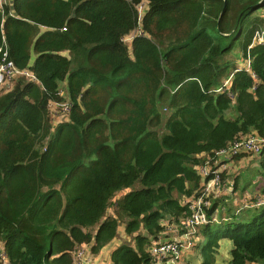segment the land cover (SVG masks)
<instances>
[{
    "label": "trees",
    "instance_id": "16d2710c",
    "mask_svg": "<svg viewBox=\"0 0 264 264\" xmlns=\"http://www.w3.org/2000/svg\"><path fill=\"white\" fill-rule=\"evenodd\" d=\"M263 11L264 0L5 2L0 61L35 77L0 93V264H73L122 224L135 246L110 264H155L150 246L202 192L199 166L264 137ZM51 103L69 107L57 122ZM202 227L201 264L224 237L231 264H264V204Z\"/></svg>",
    "mask_w": 264,
    "mask_h": 264
},
{
    "label": "built area",
    "instance_id": "2783aa9c",
    "mask_svg": "<svg viewBox=\"0 0 264 264\" xmlns=\"http://www.w3.org/2000/svg\"><path fill=\"white\" fill-rule=\"evenodd\" d=\"M254 44L264 43V30L257 32ZM246 68L250 70V60ZM16 75H26L34 78V74L28 70H18L12 62H6L5 58L0 61V89L2 84L12 81ZM56 106L64 112H68V104L51 103V107ZM264 153V137L257 133H250L241 136L232 141L226 148L216 152L213 163L209 159L206 164L199 166L198 173L202 179V192L199 196L187 199L191 213L181 224L168 226L167 231L180 230L181 233L177 239L164 240L156 243L150 250L155 260V264H180L184 252L191 250L196 245V239L200 228L210 222H217L218 216L216 210L208 214L207 208L212 205V198H215L223 187V175L228 170L227 163L239 155H260ZM219 161L221 163H219ZM264 204V197L255 196L248 198L244 207H257ZM4 263L8 261L3 257ZM73 264H96L94 260L87 257L82 250L74 252ZM246 264H261L258 262H247Z\"/></svg>",
    "mask_w": 264,
    "mask_h": 264
},
{
    "label": "crops",
    "instance_id": "0c3cea01",
    "mask_svg": "<svg viewBox=\"0 0 264 264\" xmlns=\"http://www.w3.org/2000/svg\"><path fill=\"white\" fill-rule=\"evenodd\" d=\"M0 5H1V3H0ZM33 61H34V58L32 59V62ZM242 61H244V60L239 59V62H242ZM252 156L254 157V155H252ZM245 157H246V155H241L240 157H238L239 159H237V158L235 159L234 158L233 160L228 162L227 163L228 169L231 168V165L235 162V160L239 161L240 167H242V166L246 167L248 164H247V162H245L246 161ZM255 157H256V159H260V161L257 162V163H253L252 166L254 165L255 168H258V171H260L264 175V167H263V163H262V160H263V157H264V153L260 154V155H256ZM219 163H221V162L219 161ZM236 178H237V176L235 178H233V181L232 180H228V181L226 180L223 183V187L220 190V192L217 194V196L215 198H212V205H214L215 201L217 202V204L214 207V211L216 210L217 216L219 218L218 221L215 222V223H221V222L230 221V220H232V218L234 216H239L243 209L253 210L255 207H244V203L246 202V200L248 198H253L255 196L264 197V193H263L264 183H263L262 186H259V185H257L259 181L256 182L255 186L253 188L254 191L250 194V192L246 191V190H248V188H247L248 185L245 188L241 189L242 185L240 183V185L238 186V181H237ZM263 179H264V176H263ZM239 187H240V189L242 191L246 192L243 195L242 198H239V195H238V192L240 191V190L238 191ZM249 189H250V187H249ZM130 190L131 189L123 190L122 192H120L118 194V197L122 196L123 194L127 193ZM187 199L188 198H186L185 201H187ZM229 209H230V211H229ZM162 223H166V222H162ZM202 228H200L201 230L199 231V235H198V237L196 239V242L197 243L198 242H202L203 244H206L207 237L202 232ZM166 231L163 234L166 238L162 237L161 240L158 241V242H161V241H164V240L177 239L179 237L180 233H181L180 230H173V231H167V232ZM117 237H118L119 241H117V239H116ZM225 238H227V237L220 238V241L223 242ZM123 239L126 240V242H124ZM229 240H230L229 243H230V247L231 248H230V258H229V263L228 264H231L230 260H231V250L233 248V243H232L231 239H229ZM114 241H116V242H114ZM158 242H153L152 245L150 246V250ZM123 243H128V244H131L132 246H135L134 239L131 236H128L126 234V232H125V224H122L120 226V230L118 231L117 236L110 243H108L106 246H104L102 248V250L98 254L92 253V251H91V243L90 244L89 243H83L80 246H78V248L75 251L82 250L84 252V254L87 257L92 258L96 264H110L111 263V253H112V251L117 246H119L120 244H123ZM219 247H220V243H219ZM194 249H195V247L193 249L188 250V251L183 253L180 264H191L189 262V260L192 259V258L196 259V263L197 264H201L202 263L203 254L194 252ZM73 256H74V253H73ZM4 264H7V263L5 262ZM214 264H217L216 258H215Z\"/></svg>",
    "mask_w": 264,
    "mask_h": 264
},
{
    "label": "rangeland",
    "instance_id": "374dc122",
    "mask_svg": "<svg viewBox=\"0 0 264 264\" xmlns=\"http://www.w3.org/2000/svg\"><path fill=\"white\" fill-rule=\"evenodd\" d=\"M7 1L8 0H0V3H1V5H3ZM146 8H147L146 4L141 5L139 7L140 12L143 13V11L146 10ZM263 15H264V13H263ZM132 37H133V35L127 36L126 42L128 44L131 42ZM247 65H248V62L245 60L240 62V67H247ZM11 86H12V81L2 84L1 89H0V93L9 90L11 88ZM51 108H52V113H53V117H54L55 122H57L59 119H62L66 116V112L61 110V108H57L56 106H52ZM237 159H239V158H237ZM245 160H246L245 162H247V164H248L246 167H244V166L240 167L239 161L235 160V162L231 165V168L228 169V171L225 173L224 178H225V181L226 180L227 181L228 180L233 181V178H235L237 176L236 179L238 181V186L241 183V185H242L241 189H242L248 185V187H247L248 190H246V191L250 192V194H251L254 191L253 188H254L256 182L259 181L257 184L259 186L263 185V183H264L263 176L264 175L260 171H258V168H255L254 165L252 166L253 163L259 162L260 159H256L255 156L253 157V156L246 154ZM139 187H140L139 184L135 186V188H139ZM249 187H250V189H249ZM241 189H240V187L238 189V191L240 190L238 192L239 198H242L243 195L246 193V192L242 191ZM113 212H114V208L110 207L108 213H113ZM249 213L250 212H246V215L247 214L249 215ZM119 230H120V228H119ZM116 239H117V241H119L118 237ZM123 241L126 242V240H124V239H123ZM114 242H116V241H114ZM229 242H230V240L228 238H225L223 242H221L219 239L220 247L218 248V251L216 253L217 264H228L229 263L230 248H231ZM203 245L204 244L202 242H198L195 246L194 252L202 253ZM189 262L191 264H197L195 258L190 259Z\"/></svg>",
    "mask_w": 264,
    "mask_h": 264
}]
</instances>
